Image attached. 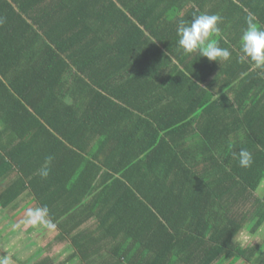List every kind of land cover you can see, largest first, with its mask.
I'll return each instance as SVG.
<instances>
[{
	"label": "trees",
	"instance_id": "16d2710c",
	"mask_svg": "<svg viewBox=\"0 0 264 264\" xmlns=\"http://www.w3.org/2000/svg\"><path fill=\"white\" fill-rule=\"evenodd\" d=\"M203 13L233 18L228 31L243 30L250 13L264 27V0H0V149L14 144L5 152L20 173L0 192V210L6 220L17 216L12 202L29 186L48 209L47 225L59 228L56 239L71 243L66 264H264V235L249 246L236 240L249 213V233H256L264 195L247 214L229 198L239 188L248 195L264 179V109L256 111L258 126L223 117L221 148L202 167L185 164L181 143L168 141L185 123L177 114L211 112L226 101L222 93L212 100L216 94L201 86L209 69H187L199 53L178 45L180 21ZM240 35L216 39L242 73L253 62L240 59ZM205 60L222 71L219 61ZM25 113L33 115L29 126L11 123ZM39 132L47 152H37ZM240 148L252 153L248 168L233 155ZM89 218L93 224L81 228ZM37 226L45 227L30 224L27 239ZM30 247L27 261L43 248L36 240ZM30 264L60 263L42 255Z\"/></svg>",
	"mask_w": 264,
	"mask_h": 264
},
{
	"label": "crops",
	"instance_id": "0c3cea01",
	"mask_svg": "<svg viewBox=\"0 0 264 264\" xmlns=\"http://www.w3.org/2000/svg\"><path fill=\"white\" fill-rule=\"evenodd\" d=\"M236 1L245 2V0H236ZM227 19L229 21H227ZM227 19H225L223 17L221 22L219 23L220 26L223 27L227 31L226 34H223L221 31H219L218 33H215L212 37H210V39H216L217 37H220L224 40L229 39V38L234 39V36L240 35L241 31H243V30H241V31L229 30L228 31V28L229 27L231 28V26H232L233 18L228 17ZM235 22H237V21H235ZM220 38H218V39H220ZM218 39H216V40L218 41ZM219 46L222 48H225V47L221 46L220 42H219ZM231 47H232V49L236 48V47L234 48L233 45H231ZM234 59L235 58L230 59V60L221 61L220 62V66L222 67L221 72L216 70V69H210L211 67H213L212 65L211 66L209 65L210 68H208V66H207L208 62L205 60V57H203V56L199 57V55L195 56L194 60L192 58V60H190L191 62L189 61L188 65H187L188 66L187 69H192V70L198 69L202 72L203 71L206 72V70L209 69L206 72L207 75L205 73V76H204L205 78H204V81L201 82L202 83L201 86L205 90H211L216 94L212 97V100L218 99L217 97H219V94H221V93L223 95H225V97H226L225 102L218 104V106H215V107H217V110H211V112L210 111L209 112H202L200 109V110H197L194 113H192L190 116L185 114V112H181V114H177L178 116L182 117V119H181V120H183L182 122H184V120H185V123H183L178 129H175V131H173L171 133L172 135L168 141L170 144H172L170 141L173 142L172 139H177L176 142L181 143V151L184 152V155L182 156L183 160L187 159V161H185V164L187 162H189L190 163L189 166L196 164V165H198V167H202L203 163L201 161L203 160V158L208 157L210 155V153L214 154L215 150L217 152V150H219L221 148L220 147L221 146L220 138L224 134V132H223L224 129H226L225 128L226 123H225L224 118L231 117V118H228V120H229L228 124L230 125V124L236 123L237 127L241 124V120H245L247 122L249 121L252 123V125L258 126L257 124H258L259 119L257 118L258 114L256 113V111L257 110L262 111L264 109V70H263L264 68L259 69L255 65V63H250V65H248L249 66L248 71L239 73L240 64L235 63ZM214 62H216V61H214ZM168 70L169 69H166L164 71V74H162V77L165 79L163 82L168 81L167 77H166V72ZM16 71H17V69H15V71H13L12 73H14ZM214 76H218L219 80H217ZM234 78H236V79H234ZM197 81H199V80H197ZM125 83L127 84V81ZM167 84H169V83L167 82ZM127 86L128 85H126L125 87H127ZM133 86H135V85H132V87ZM137 86H139V85H137ZM171 91H172V89L168 88V92H171ZM68 100H69V102H73L71 97ZM258 100H261V103L259 102V105L257 106V108H254V101H258ZM165 102L166 101L164 100V101H160L158 104H155V113H156L155 115L158 114L161 116L160 110L163 106L162 103L165 104ZM254 109H255V111H254ZM151 110L154 111L153 108H151ZM133 113H134V115L139 114L137 109H134ZM140 115L141 114H139V116ZM32 116L29 115L28 113H25L24 115L20 116V118L22 119L21 122L17 123L16 121L13 120V122H11V123H13L14 126L19 125L20 128L24 129L23 126L26 128L27 126H29L32 123V121H33ZM120 117H123V115ZM136 117L137 116L134 117V121L136 120ZM17 119H18V117H17ZM163 119L165 122H168V121L173 119V116H172V114H170L168 116H164ZM130 126H131V124H130ZM243 126L247 128L246 124H243ZM107 127H108V125H107ZM38 130H41V128L36 129L34 131H38ZM231 133L237 134V131H235V132L233 131ZM41 134H44V132H39V134L37 135V137L35 139V141L40 146V147H38L39 149L37 150L38 153H41V150H43L44 152L48 151V149H47L48 146L43 145L45 143V141L47 140V137L44 138V135L40 136ZM7 138H9V137L6 136L5 139H7ZM8 144L9 143H7V145ZM14 147H15L14 144L10 143L4 151H2L0 149V157L3 158V159L0 158V166H3L2 169H4L3 171H0V192L2 190H4L5 188L8 189L12 185V183L15 184L14 181H17L16 179L18 177V174H20L18 165L14 164V162L12 160H10V157H8L6 154L7 151L10 153V149L14 150ZM61 147L63 148L62 151L67 152L68 147H66L64 145H61ZM61 147L57 146V152L59 150L61 151ZM249 149H252V148L249 147ZM71 150L73 151V153L75 152V154L79 155V152L77 149H75V150L71 149ZM70 156H72L71 153H70ZM5 163H6V165H4ZM240 190H241V188H239V190L237 189L236 191L233 190V192H230L229 198H231L233 200V205H232L234 208L233 210L238 209V210L244 211L245 214H247L250 211L254 210V205L252 202H254L255 197H262L264 195V179L261 181L259 187H257L256 190H253V191L247 190V193L249 191V194L246 196H242V194L239 193ZM225 196L227 197L226 194H225ZM250 199H252V200L250 201ZM12 204H13V206H12ZM12 204L10 206H12L15 209V211H16V209H21V211L18 213L17 216L13 217L12 219L6 220L5 217L8 214L7 210L6 211L0 210V216H1L0 222H2V224L0 226V230H1V228H3L2 231H0V237H5L6 235L4 233L6 231H7V235L11 234L10 231L14 230L15 227L17 225H20L22 222L27 224L29 217L26 214H27L29 209L40 208L38 206L39 205L38 199L34 198V195L31 192L29 186L27 187V189L25 191H23L17 197V199L14 202H12ZM9 214H11V213L9 212ZM23 215H26L27 218H25L23 220H21V219L17 220V219H19V216H23ZM251 217H252V214L250 215V213H249L248 223H247L246 227L236 237L237 241L243 243L242 246H249L250 244H252V242H259L260 240L256 239L257 238L256 236L258 234L260 235V233H263V235H264V219L263 218H262L263 220L261 219L260 226H259V228H257L256 233L255 234L249 233V230H251L250 227L253 226V223L255 220V219L252 220ZM47 222H48V217H45L44 221L41 222L45 226L44 229L48 228V229H46L47 232H50L51 229H54L53 230L54 234H51L49 236L48 240H46L47 243L45 244V246H47V244L52 245L54 242H57V244H54L52 246L53 252L50 249L46 250V251L43 250L45 248V246L41 245L37 241L44 240V239L39 238L36 240V242H37V245H39L40 247H43L42 251L39 255L34 257L31 261H27L25 259V257H21V255L19 257L16 252H15V254H10L11 253L10 252V253H6V254H8V256H10V255L13 256V258H11V262L8 261V256L5 255L6 259L3 261V263L4 264H8V263L13 264L12 262H14L15 264H30L34 260L41 258L42 255H48L51 258L52 255L49 254V252H50V253L54 254L52 259L56 263L66 264V262H68V260L70 258L71 252L73 250V248L71 247V243H70L69 239H65L62 241H60L59 239H56V237L58 235L59 228L58 227L56 228L54 224L47 225ZM93 222H94V219L89 218L87 221H85L82 224L81 228L87 227V226L93 224ZM41 223H39V224H41ZM261 231H263V232H261ZM36 234L37 233H35L34 236ZM243 237L244 238L246 237V238L243 239ZM28 241L31 242V240H28ZM33 242L34 241H32L31 245H33ZM0 244L1 245H7V244H5V242H1ZM62 245L65 247L67 246L66 250H65V248L63 250L60 249L62 247ZM7 247H9V246H7ZM56 251H57V256L55 257ZM0 253H1V255H3L2 253L5 254V252H0ZM238 263L239 264H246L242 260H238Z\"/></svg>",
	"mask_w": 264,
	"mask_h": 264
},
{
	"label": "clouds",
	"instance_id": "9594fccd",
	"mask_svg": "<svg viewBox=\"0 0 264 264\" xmlns=\"http://www.w3.org/2000/svg\"><path fill=\"white\" fill-rule=\"evenodd\" d=\"M222 18L217 14L203 13L194 16L190 23L180 21L177 32L179 36L178 45L187 53L198 52L199 57H206L209 61H224L231 59V52L227 48L219 46V42L210 39L220 31L219 23ZM246 27L240 35L241 60H250L258 68H264V27L259 26L254 14H248L245 20ZM238 158L239 166L248 168L253 163L252 153L246 148H240L234 153ZM52 157L46 158L45 165L39 170L42 178L49 175V167ZM28 223L38 224L44 221L48 215L46 207L29 209L27 213Z\"/></svg>",
	"mask_w": 264,
	"mask_h": 264
},
{
	"label": "rangeland",
	"instance_id": "374dc122",
	"mask_svg": "<svg viewBox=\"0 0 264 264\" xmlns=\"http://www.w3.org/2000/svg\"><path fill=\"white\" fill-rule=\"evenodd\" d=\"M1 224H2V222H0V226H1ZM29 225H30V223L26 224V223L22 222L20 225H17L14 230L10 231L11 234L7 235V231H6L4 233L6 236L5 237H0V243L1 242H5V244H7V245H1L0 244V252H5V254L2 253L3 255H1V253H0V264H4L3 261L6 259L5 255L8 256V254H6V253H10L11 252L10 254H15V252H16L19 257H20V255H21V257H26L28 255L29 250H30L29 248H34V247H30L32 241L37 240L39 238H42L44 240H40V241H37V242H39L41 245L45 246V244L47 243L46 240H48V238H49V236L51 234H54V231H53L54 229H51L50 232H47L46 229H48V228L43 229V228H41V226H37L38 229L35 228L37 234L34 236L35 238L32 239L31 243H30L28 241L29 239H27L29 233H25V230L28 229ZM261 232H263V231H261ZM30 235H31V233H30ZM262 236H263V233H260V235L258 234L256 236L257 237L256 239L259 240V239H261ZM245 238L243 237V239H245ZM27 243L29 244L28 247H27V245H28ZM25 244H27V245H25ZM54 244H57V242H54L52 245L51 244H47V246H45V248L43 250H45V251L49 250V249L52 250V246ZM14 245H16V246L13 247ZM7 246H9V247H7ZM62 247L60 248L61 250H63L64 248L66 250V248H67V246L65 247L63 245H62ZM52 252H53V250H52ZM49 254H51L52 257L54 256V254H52L50 252H49ZM56 256H57V251H56L55 257ZM11 258H13L12 255L8 256V261L9 262H11ZM12 263L15 264L14 262H12ZM8 264H10V263H8Z\"/></svg>",
	"mask_w": 264,
	"mask_h": 264
}]
</instances>
